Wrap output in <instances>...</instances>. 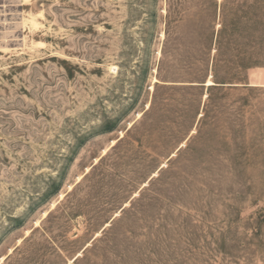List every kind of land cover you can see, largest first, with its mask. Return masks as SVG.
<instances>
[{
  "label": "rangeland",
  "instance_id": "1",
  "mask_svg": "<svg viewBox=\"0 0 264 264\" xmlns=\"http://www.w3.org/2000/svg\"><path fill=\"white\" fill-rule=\"evenodd\" d=\"M257 19L264 0H0V264H264V66L211 87L223 22L231 77Z\"/></svg>",
  "mask_w": 264,
  "mask_h": 264
},
{
  "label": "trees",
  "instance_id": "2",
  "mask_svg": "<svg viewBox=\"0 0 264 264\" xmlns=\"http://www.w3.org/2000/svg\"><path fill=\"white\" fill-rule=\"evenodd\" d=\"M176 9V8H175ZM175 9H172V4L169 3V7L167 10V19H166V37L164 41V46H163V55L167 54V48L170 46L171 42H178V35L172 36V30L175 29L177 21L174 18V14L177 13ZM178 11V10H177ZM257 24H262L263 30L261 34H257L254 37V45L255 48L257 49V52L255 55H253L247 62L244 61L243 57L241 56V52L238 51L233 58H231L232 63L234 64V67H236V71L233 73V76H228L221 74L219 72V64L221 60L224 57V48L226 45L232 43L234 38H229L227 37V24L223 22L217 37H216V52L213 57V79L214 83L211 84V87H221L227 82H233L236 81L235 83H242L246 80L247 78V70L252 67H259V66H264V54H262L261 50L264 48V22H260L258 19L256 20ZM173 37V38H172ZM178 37V38H177ZM212 37L211 36H204L203 39V44H202V52L204 55L203 62L204 66L206 65V68L208 66V63L210 61V52H211V46H212ZM164 64H165V59L161 60L159 68H158V75L159 78H161V81H167L168 78H171L168 74H163L164 71ZM235 69V68H234ZM191 82H199V83H204V74L202 73H196L192 76L189 77ZM199 86V85H198ZM203 86V85H200ZM159 84L157 83L155 86V92L153 95V99L151 101V104L149 108L143 113V117L147 116L150 112L154 111L157 109V106H159L163 100H160L158 97V90H159ZM172 88V87H168ZM210 89V88H209Z\"/></svg>",
  "mask_w": 264,
  "mask_h": 264
},
{
  "label": "bare ground",
  "instance_id": "3",
  "mask_svg": "<svg viewBox=\"0 0 264 264\" xmlns=\"http://www.w3.org/2000/svg\"><path fill=\"white\" fill-rule=\"evenodd\" d=\"M34 20V19H33ZM31 23V22H30ZM36 23V22H35Z\"/></svg>",
  "mask_w": 264,
  "mask_h": 264
}]
</instances>
